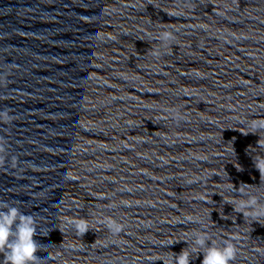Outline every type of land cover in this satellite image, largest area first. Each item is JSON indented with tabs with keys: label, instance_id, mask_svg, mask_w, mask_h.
I'll use <instances>...</instances> for the list:
<instances>
[{
	"label": "water",
	"instance_id": "obj_1",
	"mask_svg": "<svg viewBox=\"0 0 264 264\" xmlns=\"http://www.w3.org/2000/svg\"><path fill=\"white\" fill-rule=\"evenodd\" d=\"M4 113L37 264H264V0H0Z\"/></svg>",
	"mask_w": 264,
	"mask_h": 264
},
{
	"label": "clouds",
	"instance_id": "obj_2",
	"mask_svg": "<svg viewBox=\"0 0 264 264\" xmlns=\"http://www.w3.org/2000/svg\"><path fill=\"white\" fill-rule=\"evenodd\" d=\"M0 115L7 117L6 113ZM2 151L4 149L0 147V152ZM251 204L255 205V201ZM256 214H264V209ZM74 226L81 237L90 230L86 220H80ZM107 227L114 233H119L122 226L109 221ZM36 234L37 227L31 215L22 213L8 201H0V253L4 254L5 264H37L39 248L34 239ZM210 240L211 237L206 234L195 235L192 252L197 253L196 259L202 255L200 264H231L236 256L234 245L226 242L223 246H218L215 242L210 244ZM174 243L176 242L170 245ZM192 252L183 248L179 254L174 253V264H191Z\"/></svg>",
	"mask_w": 264,
	"mask_h": 264
}]
</instances>
